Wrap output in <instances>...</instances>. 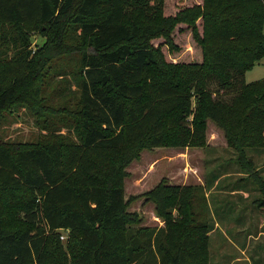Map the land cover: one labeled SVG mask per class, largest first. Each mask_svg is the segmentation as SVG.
<instances>
[{"label": "trees", "instance_id": "obj_1", "mask_svg": "<svg viewBox=\"0 0 264 264\" xmlns=\"http://www.w3.org/2000/svg\"><path fill=\"white\" fill-rule=\"evenodd\" d=\"M23 26L45 27L44 54L75 53L73 109L34 96L37 79L23 67L37 62L19 58ZM184 28L197 58L168 59L162 46L179 52L174 33ZM9 46L15 66L2 78L0 103L16 94L36 112H65L78 141H0V195H32L22 229L5 226L0 199V264H49L61 229L76 247L72 264H211L212 225L194 223L191 185L162 179L143 194L160 226L141 225L123 189L125 168L143 149L207 146L208 121L253 177L264 208V179L245 155L264 149V77L244 80L264 57V0H201L173 13L165 0H0V59Z\"/></svg>", "mask_w": 264, "mask_h": 264}, {"label": "rangeland", "instance_id": "obj_2", "mask_svg": "<svg viewBox=\"0 0 264 264\" xmlns=\"http://www.w3.org/2000/svg\"><path fill=\"white\" fill-rule=\"evenodd\" d=\"M201 0H165V13H173L176 8ZM74 28V26L72 25ZM27 30L24 41L18 48L19 58L37 63H25L23 69L36 77L38 90L34 92L40 104L53 109H73L78 98V62L75 53L60 48L48 56L42 48L47 42L48 32ZM8 33L15 31L10 27ZM161 38L153 40L157 45ZM174 41L179 52L168 53L172 59L197 58V50L189 36V30L175 31ZM70 43V42H69ZM72 43V42H71ZM193 51V52H192ZM0 59V83L10 76L15 64L11 63L16 49L9 46ZM47 58V60H45ZM45 60V61H44ZM7 65H10L7 68ZM10 69V70H8ZM25 71V70H24ZM264 77V57L244 75L245 82ZM34 88H32L33 91ZM9 98L0 103V141L31 145L50 142L78 141V129L71 115H48L29 107L22 96ZM207 146H171L143 149L139 157L126 168L123 179L125 198L134 197L129 206L141 217V225L160 226L162 221L154 212V204L143 194L165 179L168 183L191 185L193 197L191 209L195 214L194 223L208 222L209 261L211 264H264V208L257 205L261 193L249 172L244 169L232 147L227 146L221 130L208 121L206 129ZM245 155L253 161L254 169L264 179V149H246ZM4 224L12 229H22L26 221L22 217V207L32 199L29 193L2 192L0 195ZM178 216L177 211H173ZM58 240L51 241L49 264H72L76 247H69L68 232L58 230Z\"/></svg>", "mask_w": 264, "mask_h": 264}]
</instances>
